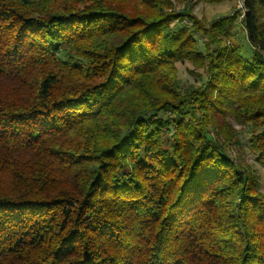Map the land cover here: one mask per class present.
<instances>
[{"label": "trees", "instance_id": "16d2710c", "mask_svg": "<svg viewBox=\"0 0 264 264\" xmlns=\"http://www.w3.org/2000/svg\"><path fill=\"white\" fill-rule=\"evenodd\" d=\"M243 4L199 30L172 0H0V264H264V196L226 153L234 120L264 165V0Z\"/></svg>", "mask_w": 264, "mask_h": 264}, {"label": "rangeland", "instance_id": "374dc122", "mask_svg": "<svg viewBox=\"0 0 264 264\" xmlns=\"http://www.w3.org/2000/svg\"><path fill=\"white\" fill-rule=\"evenodd\" d=\"M174 3V11H169L175 15H182L185 17L182 25L187 27H195L200 30V28H207L210 23L215 19L222 16H230L236 14L238 19H242L244 14V4L243 0H225L220 3H212L209 0H172ZM264 22V18L261 19ZM235 38L229 43H234L240 49V53L244 57L250 56L252 48L248 41L246 40V35L243 27L238 24L236 30L234 31ZM203 40L199 41L201 48L203 49ZM177 73L179 78L180 88L185 89L190 85L195 87L202 86L206 81V76L203 69H195L193 64L189 62L178 63ZM232 122L233 129L237 133V141L231 143L226 148V153L229 155L235 163L244 169H248L250 173L256 177L259 184V192L264 196V165L257 160V156L249 149V143L252 139L253 132L250 126L241 125ZM212 132V131H211Z\"/></svg>", "mask_w": 264, "mask_h": 264}]
</instances>
